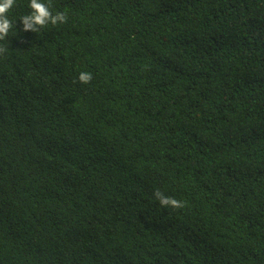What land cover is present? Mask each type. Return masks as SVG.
Wrapping results in <instances>:
<instances>
[{
  "label": "trees",
  "instance_id": "1",
  "mask_svg": "<svg viewBox=\"0 0 264 264\" xmlns=\"http://www.w3.org/2000/svg\"><path fill=\"white\" fill-rule=\"evenodd\" d=\"M42 2L0 41V264H264V0Z\"/></svg>",
  "mask_w": 264,
  "mask_h": 264
},
{
  "label": "clouds",
  "instance_id": "2",
  "mask_svg": "<svg viewBox=\"0 0 264 264\" xmlns=\"http://www.w3.org/2000/svg\"><path fill=\"white\" fill-rule=\"evenodd\" d=\"M15 5L16 0H0V41L6 40L13 29V22L9 19L8 14ZM28 7L31 11L20 17L25 32L32 31L37 33L49 23L52 25L67 23L66 12H56L53 14L50 3L45 4L42 0H29ZM7 51V47L0 45V55ZM78 79L83 84H89L93 79V75L90 72H81ZM154 196L161 206L177 209L184 207L183 202L173 197L165 196L158 190L155 191Z\"/></svg>",
  "mask_w": 264,
  "mask_h": 264
}]
</instances>
